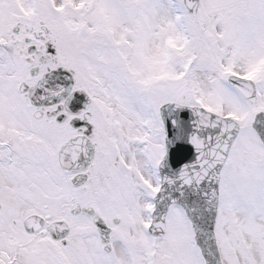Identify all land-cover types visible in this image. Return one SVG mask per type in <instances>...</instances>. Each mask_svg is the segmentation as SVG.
<instances>
[{
    "label": "snow or ice",
    "instance_id": "6c2138e0",
    "mask_svg": "<svg viewBox=\"0 0 264 264\" xmlns=\"http://www.w3.org/2000/svg\"><path fill=\"white\" fill-rule=\"evenodd\" d=\"M0 264H264V0H0Z\"/></svg>",
    "mask_w": 264,
    "mask_h": 264
}]
</instances>
